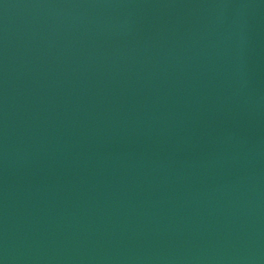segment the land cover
Segmentation results:
<instances>
[{
	"label": "water",
	"instance_id": "95a60500",
	"mask_svg": "<svg viewBox=\"0 0 264 264\" xmlns=\"http://www.w3.org/2000/svg\"><path fill=\"white\" fill-rule=\"evenodd\" d=\"M0 264H264V0H0Z\"/></svg>",
	"mask_w": 264,
	"mask_h": 264
}]
</instances>
